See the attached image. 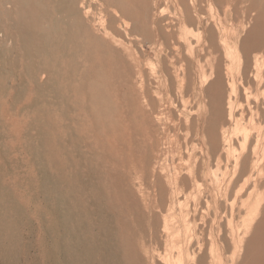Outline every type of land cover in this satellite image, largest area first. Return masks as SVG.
<instances>
[{
  "label": "bare ground",
  "instance_id": "obj_1",
  "mask_svg": "<svg viewBox=\"0 0 264 264\" xmlns=\"http://www.w3.org/2000/svg\"><path fill=\"white\" fill-rule=\"evenodd\" d=\"M166 1L178 5L172 16H157L156 0H100L99 11L91 0H0V159L8 151V127H14L21 140L15 149L32 166L31 175L18 181L29 185L39 229L37 236L4 180L5 158L0 264H20L23 248L34 242L38 254L23 264H163L162 257L186 264L191 234L175 235L181 229L171 219L175 211L184 213L182 202L194 195L204 199L196 211L209 212L215 204L226 213L241 178L248 185L252 179L264 183V3L246 5L247 33L239 46L231 45L233 32L225 34L219 16L224 4L216 3L224 0ZM171 42L182 53L176 76L169 68L175 56L162 53ZM146 58L151 74L160 66L163 78L156 85L150 77L149 90ZM28 84L35 95L22 101ZM80 86L88 101L87 146L94 138L107 159L116 144L129 140L144 158L131 174L118 176L90 155L85 167H72L74 137L54 109L57 99L68 109ZM167 105L187 134L176 143L179 153L162 162L153 134ZM172 144H163L168 153ZM263 201L264 190H255L244 202L248 230L256 229ZM24 225L30 226L25 242ZM260 241L264 246V230ZM195 245L191 253L199 264H212L211 252ZM256 256L251 264H264V249Z\"/></svg>",
  "mask_w": 264,
  "mask_h": 264
},
{
  "label": "rangeland",
  "instance_id": "obj_2",
  "mask_svg": "<svg viewBox=\"0 0 264 264\" xmlns=\"http://www.w3.org/2000/svg\"><path fill=\"white\" fill-rule=\"evenodd\" d=\"M91 1V4H93L94 7H97L98 11L102 7H104V5L101 4L100 0ZM156 1L157 4H152V6L155 8V14H157V16H160V13L162 11H164L167 16H172L174 14L175 8H178V5L176 3H169L166 0ZM255 1L261 2V0ZM209 2H211V0H205L204 4H209ZM262 2L264 3V0H262ZM253 3L254 0H224L216 3L224 4L221 8H218V12L220 10L221 13L219 12V14L221 15L219 16H221L222 19L224 18L226 21L225 34H231V32H233L230 39L231 45L235 44V42L237 41L240 46L242 38L246 35L247 27H244V23L245 21H247V18L245 16L244 10L247 4ZM228 4H237V6L235 7ZM162 53L163 55L168 54L170 58L175 56L176 59L174 58V63L170 64L169 68H171V71L175 76L178 74H182V71L180 70V67L182 65V53L178 51L177 45L174 42H171L170 48L165 49ZM150 61L152 60L149 58L145 59L146 85L148 90L150 77L156 80V85H158V82H161L163 79L161 77L162 68L160 66L158 68V72L155 73V75L151 74ZM153 61L156 62L157 60L153 58ZM11 82L12 80H9L7 82V85H11ZM75 83L78 86L80 85L79 81H75ZM207 86L208 84L204 85V87ZM81 89L82 88L80 86L77 90H72L76 95H73L72 99L70 100L71 102L68 103V109H66L65 102H62L61 99H57L58 104L54 109L57 112V116L59 117L61 123L69 126V131L73 135L74 139L77 140L74 141L73 139L72 144L74 146L70 147L73 152V159L71 161L72 167L75 168L78 165L85 167L87 162L85 155H90L92 156L94 162L98 165H100L101 162H106V164L109 165L114 170L115 174H118V176L123 172L127 175L131 174V172L135 170L137 165H139L140 163L142 164V160L144 158L142 159V154L137 152L135 153L133 149H131L129 140H127L124 145H121L119 143L116 144L113 156L107 159L105 158L106 155L104 153V150H102L99 145H94V138H91V142L93 143L90 146H87V132L89 125V117L87 114L88 101L86 94L81 91ZM153 89H156V87ZM8 93L2 97L3 100H9ZM34 95V86L28 84L25 90H23L22 92L20 91V100H31ZM164 96L166 98L168 94L164 93ZM171 109L172 107H170V105H167L166 107L164 106L162 110L163 113L161 114V116H163V121L161 123L154 124L153 138L157 139L158 143L154 151L155 153H164L161 158L162 162H165L167 156L172 157L173 155L179 153L176 147V143L179 141V139L183 141V139L186 138L185 136L187 134V130H183L180 128L178 119L174 116ZM124 122L126 123V125L131 127V121L129 119L127 120L126 118H124ZM162 127L164 128V130ZM8 130L10 135L9 138H7L8 151L7 154H3V159H7V163L4 165L9 175H7L4 180L8 182V184L10 185V189L15 194L16 202L18 204H21V206L29 212V218L32 217V221L33 223H35L33 227L36 235L38 236L39 229L36 226L37 224L35 217L36 207L33 205L34 203H30L28 201L29 185L24 181H18L19 179L22 180L23 175H31L32 166L26 154L15 149L16 145L18 146V144H21L20 138L17 137L18 130L14 127H8ZM169 139L173 140V144L170 149L172 151L168 153V148L165 145L163 146V144ZM3 159H0L1 166L4 163ZM154 164H156V161L154 162ZM239 169L241 171V168ZM255 190H264V183L261 185L260 181L252 179V183L248 185L245 183V179L241 178L238 181L237 185L234 187L233 192L229 195L231 207L226 213L225 210L221 209L220 207H218V205L215 204H211L212 208L209 212L202 211L201 209L196 211V203H202L204 202V199L195 197L194 195L191 197L190 203H187L186 201L182 202L181 208H183L184 213L175 211L173 212L171 219H173L178 228L181 229L177 231L175 235L178 233H183V235L191 234L189 238L192 239V243L190 244L188 249L189 255L186 257V264H199V261L195 258V255L191 253L192 245L194 243L196 244V251H199L201 248H203V252H211L209 262L212 264H251V262L256 260L255 257H257V252L259 253L262 249H264L263 243L260 241L261 233L264 230V209L259 211L257 220L254 221L256 228H254L255 230H248L247 223L243 218L246 214L245 203L250 198V193ZM216 194L218 195L219 199L222 198L223 193L217 192ZM129 212H124V215H122L124 219H127L125 220L127 221L128 225L134 228L135 221L132 220V216ZM29 230L30 226L24 225V227L21 228V232H23L24 236V242L26 241L25 237L28 234ZM248 238L250 239V241L246 240ZM33 245L29 243L30 248L27 247L25 250L23 248L20 264H23L30 256H37L36 254H38V248L35 246V242L33 243ZM212 247H214V257H212ZM162 260L164 261L163 264H169V262L165 258L162 257Z\"/></svg>",
  "mask_w": 264,
  "mask_h": 264
}]
</instances>
